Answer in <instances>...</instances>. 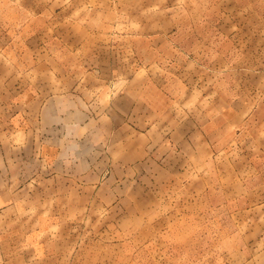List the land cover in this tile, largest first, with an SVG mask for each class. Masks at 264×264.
<instances>
[{
	"label": "crops",
	"instance_id": "obj_1",
	"mask_svg": "<svg viewBox=\"0 0 264 264\" xmlns=\"http://www.w3.org/2000/svg\"><path fill=\"white\" fill-rule=\"evenodd\" d=\"M0 39V264H264V0H0Z\"/></svg>",
	"mask_w": 264,
	"mask_h": 264
},
{
	"label": "rangeland",
	"instance_id": "obj_2",
	"mask_svg": "<svg viewBox=\"0 0 264 264\" xmlns=\"http://www.w3.org/2000/svg\"><path fill=\"white\" fill-rule=\"evenodd\" d=\"M39 2L43 3V0H39ZM22 15L24 16V12L22 13ZM25 17H27V15H25ZM4 42L5 41L3 39H0V45L5 44ZM9 66H10L9 60L6 59L5 56L4 58L0 56V79L11 77L12 70L9 68ZM5 93L8 94V92H5ZM131 264H168V262L159 260L156 257V248L150 247V248H146L144 250H140L136 252L134 254Z\"/></svg>",
	"mask_w": 264,
	"mask_h": 264
}]
</instances>
